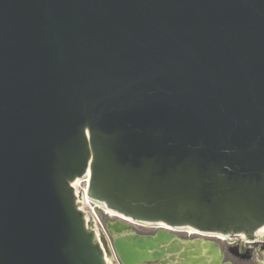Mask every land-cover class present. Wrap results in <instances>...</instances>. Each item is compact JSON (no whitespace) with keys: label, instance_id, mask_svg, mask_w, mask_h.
<instances>
[{"label":"water","instance_id":"water-1","mask_svg":"<svg viewBox=\"0 0 264 264\" xmlns=\"http://www.w3.org/2000/svg\"><path fill=\"white\" fill-rule=\"evenodd\" d=\"M88 167L133 220L264 225V0H0V264H105L69 186Z\"/></svg>","mask_w":264,"mask_h":264},{"label":"flooded vegetation","instance_id":"flooded-vegetation-1","mask_svg":"<svg viewBox=\"0 0 264 264\" xmlns=\"http://www.w3.org/2000/svg\"><path fill=\"white\" fill-rule=\"evenodd\" d=\"M165 228L160 224H136L128 233L109 237H154ZM173 242L159 246L160 257L140 264H264V226L221 235L192 228H172ZM114 263L117 259L112 256Z\"/></svg>","mask_w":264,"mask_h":264},{"label":"built area","instance_id":"built-area-1","mask_svg":"<svg viewBox=\"0 0 264 264\" xmlns=\"http://www.w3.org/2000/svg\"><path fill=\"white\" fill-rule=\"evenodd\" d=\"M83 204H85V205L90 207V203L87 201V199L84 200Z\"/></svg>","mask_w":264,"mask_h":264},{"label":"bare ground","instance_id":"bare-ground-1","mask_svg":"<svg viewBox=\"0 0 264 264\" xmlns=\"http://www.w3.org/2000/svg\"><path fill=\"white\" fill-rule=\"evenodd\" d=\"M78 182H79V181H77V183H76V184H78ZM125 220H126V219H125ZM161 224H162L163 226H165V225H166L165 223H161Z\"/></svg>","mask_w":264,"mask_h":264}]
</instances>
